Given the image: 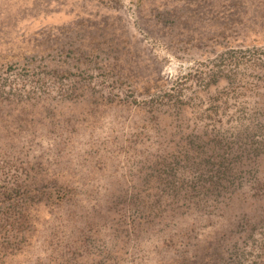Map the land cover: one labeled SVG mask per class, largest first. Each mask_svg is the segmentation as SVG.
Returning a JSON list of instances; mask_svg holds the SVG:
<instances>
[{"label": "rangeland", "instance_id": "1", "mask_svg": "<svg viewBox=\"0 0 264 264\" xmlns=\"http://www.w3.org/2000/svg\"><path fill=\"white\" fill-rule=\"evenodd\" d=\"M0 264H264V0H0Z\"/></svg>", "mask_w": 264, "mask_h": 264}, {"label": "trees", "instance_id": "2", "mask_svg": "<svg viewBox=\"0 0 264 264\" xmlns=\"http://www.w3.org/2000/svg\"><path fill=\"white\" fill-rule=\"evenodd\" d=\"M17 218L18 216L17 215H11L9 218Z\"/></svg>", "mask_w": 264, "mask_h": 264}]
</instances>
